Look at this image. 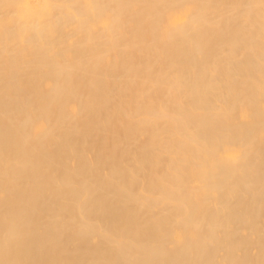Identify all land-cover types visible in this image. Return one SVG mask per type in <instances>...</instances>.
Here are the masks:
<instances>
[{"label": "bare ground", "instance_id": "bare-ground-1", "mask_svg": "<svg viewBox=\"0 0 264 264\" xmlns=\"http://www.w3.org/2000/svg\"><path fill=\"white\" fill-rule=\"evenodd\" d=\"M0 264H264V0H0Z\"/></svg>", "mask_w": 264, "mask_h": 264}]
</instances>
